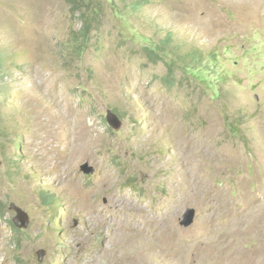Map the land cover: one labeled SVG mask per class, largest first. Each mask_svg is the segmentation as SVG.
I'll use <instances>...</instances> for the list:
<instances>
[{
  "label": "rangeland",
  "instance_id": "rangeland-1",
  "mask_svg": "<svg viewBox=\"0 0 264 264\" xmlns=\"http://www.w3.org/2000/svg\"><path fill=\"white\" fill-rule=\"evenodd\" d=\"M101 1L0 0V264H264V0Z\"/></svg>",
  "mask_w": 264,
  "mask_h": 264
},
{
  "label": "trees",
  "instance_id": "trees-1",
  "mask_svg": "<svg viewBox=\"0 0 264 264\" xmlns=\"http://www.w3.org/2000/svg\"><path fill=\"white\" fill-rule=\"evenodd\" d=\"M95 1V2H94ZM114 4V0H111ZM122 3H127L129 0H119ZM66 4L69 8V14L75 20L80 22V28L77 33L73 34L72 40L74 44L78 47V54L80 55L86 49L87 44L90 40V33L97 28L100 24L101 13L103 11V4L101 0H65ZM104 2V1H103ZM144 0H130V3L126 5L133 10H139L142 6H144ZM167 45V43H165ZM160 50V47L157 48ZM144 50L148 54V56H154L155 59L161 60V57L158 55V51L153 48L145 47ZM164 52L163 50H160ZM152 54V55H151ZM166 54V53H165ZM192 57L197 58L198 62L202 61V56L200 53H193ZM167 74L164 80L167 83H171L173 78L175 77V67L174 63L170 61L167 63ZM2 61L0 56V73H1ZM195 70H199L198 67H193L192 72ZM207 69L200 70V72H205ZM205 82V79H203ZM4 215V211L0 207V217ZM15 226L11 225V230H15Z\"/></svg>",
  "mask_w": 264,
  "mask_h": 264
},
{
  "label": "water",
  "instance_id": "water-1",
  "mask_svg": "<svg viewBox=\"0 0 264 264\" xmlns=\"http://www.w3.org/2000/svg\"><path fill=\"white\" fill-rule=\"evenodd\" d=\"M105 121L109 128L113 130H118L122 126L121 119L111 110H106L105 112ZM80 170L85 175H92L95 169L88 165V163H84L80 166ZM195 218V210L192 208H187L182 215V222L180 223L184 228L189 227L193 224ZM19 226L18 224H16ZM39 259H41L42 252L39 251Z\"/></svg>",
  "mask_w": 264,
  "mask_h": 264
}]
</instances>
